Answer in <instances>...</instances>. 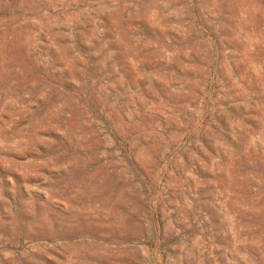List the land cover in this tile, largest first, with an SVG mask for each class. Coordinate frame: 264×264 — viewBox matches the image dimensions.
Returning a JSON list of instances; mask_svg holds the SVG:
<instances>
[{
	"label": "rangeland",
	"instance_id": "374dc122",
	"mask_svg": "<svg viewBox=\"0 0 264 264\" xmlns=\"http://www.w3.org/2000/svg\"><path fill=\"white\" fill-rule=\"evenodd\" d=\"M0 264H264V0H0Z\"/></svg>",
	"mask_w": 264,
	"mask_h": 264
}]
</instances>
